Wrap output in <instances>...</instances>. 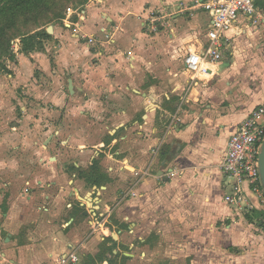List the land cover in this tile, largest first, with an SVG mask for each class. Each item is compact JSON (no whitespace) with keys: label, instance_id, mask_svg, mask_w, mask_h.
I'll use <instances>...</instances> for the list:
<instances>
[{"label":"crops","instance_id":"1","mask_svg":"<svg viewBox=\"0 0 264 264\" xmlns=\"http://www.w3.org/2000/svg\"><path fill=\"white\" fill-rule=\"evenodd\" d=\"M204 1L87 0L51 26L52 58L18 57V81L34 67L71 79L82 116L112 108L99 134L65 141L71 155L38 157L49 174L30 189L0 193V264H55L71 250L75 264H264V203L247 183V211L226 203L220 168L264 102V26L239 14L212 74L193 79L183 57L207 42Z\"/></svg>","mask_w":264,"mask_h":264},{"label":"rangeland","instance_id":"2","mask_svg":"<svg viewBox=\"0 0 264 264\" xmlns=\"http://www.w3.org/2000/svg\"><path fill=\"white\" fill-rule=\"evenodd\" d=\"M86 2L0 0V155L6 158L0 169L5 176L0 193L4 202L12 192L30 189L32 185L27 182L35 185L38 175L49 174L37 162L38 157L69 156L73 148L65 144L66 140L71 136L80 139L86 131L96 136L103 129L101 124L110 123L111 105L99 116L93 111L85 117L76 110L84 101L76 91L69 94L67 76L55 77L50 68L45 72L34 67L27 70L25 81H18L13 69L22 54L30 57L33 52H45L50 38L39 39L42 48L25 51V46L31 45L23 43L28 35L48 32L52 25L64 23L63 19L78 18ZM51 54L46 53L48 58ZM49 92L54 94L55 104L47 100ZM107 135L105 132V141Z\"/></svg>","mask_w":264,"mask_h":264},{"label":"built area","instance_id":"3","mask_svg":"<svg viewBox=\"0 0 264 264\" xmlns=\"http://www.w3.org/2000/svg\"><path fill=\"white\" fill-rule=\"evenodd\" d=\"M201 6L209 13L211 19L207 31V42L199 50L188 49L183 57V69L189 72L193 79L212 74L211 65L221 60L225 49L227 41L223 40V37L239 14L249 17L250 23L254 26H264V10L255 5V0H205ZM157 20L158 17L153 15L150 21L152 30H156ZM88 41L94 44L96 38L89 36ZM263 139L264 102L239 123L228 141L220 164L230 187V192L224 196V201L239 208L242 207L240 203L244 202L246 211L250 206L247 204L243 190L244 183H247L251 192L261 203H264V189L261 185L258 166V155ZM78 260L76 251L71 250L57 257L55 264H75Z\"/></svg>","mask_w":264,"mask_h":264},{"label":"trees","instance_id":"4","mask_svg":"<svg viewBox=\"0 0 264 264\" xmlns=\"http://www.w3.org/2000/svg\"><path fill=\"white\" fill-rule=\"evenodd\" d=\"M255 5H256V3H255ZM43 38H51V34L48 33L47 31H43V32H37L35 34L28 35V37H26V39L23 40V43L26 41L27 44H31V45L25 46V49H26L25 51L33 50L36 48L37 49L42 48V43L40 42L39 39H43ZM36 40H38V41H36Z\"/></svg>","mask_w":264,"mask_h":264},{"label":"water","instance_id":"5","mask_svg":"<svg viewBox=\"0 0 264 264\" xmlns=\"http://www.w3.org/2000/svg\"><path fill=\"white\" fill-rule=\"evenodd\" d=\"M51 29L52 28L49 27L48 32H50ZM68 89L70 92H73V84H72L71 79L68 80ZM258 166H259V175H260L261 185L263 186V189H264V139L260 146V152L258 155Z\"/></svg>","mask_w":264,"mask_h":264}]
</instances>
